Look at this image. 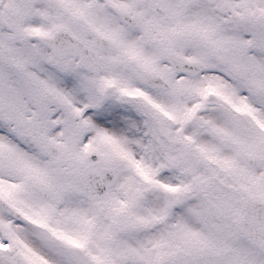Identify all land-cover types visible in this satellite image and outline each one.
Instances as JSON below:
<instances>
[{
    "label": "snow or ice",
    "instance_id": "6c2138e0",
    "mask_svg": "<svg viewBox=\"0 0 264 264\" xmlns=\"http://www.w3.org/2000/svg\"><path fill=\"white\" fill-rule=\"evenodd\" d=\"M0 264H264V0H0Z\"/></svg>",
    "mask_w": 264,
    "mask_h": 264
}]
</instances>
